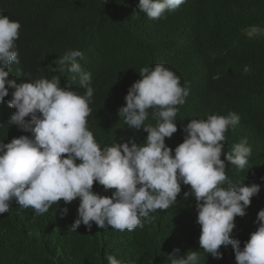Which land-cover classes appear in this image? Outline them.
Segmentation results:
<instances>
[{"label": "trees", "instance_id": "1", "mask_svg": "<svg viewBox=\"0 0 264 264\" xmlns=\"http://www.w3.org/2000/svg\"><path fill=\"white\" fill-rule=\"evenodd\" d=\"M138 4L139 0H0V13L21 24L16 41L19 63L11 65L10 78L20 82L57 75L62 87L70 82L83 95L77 74L52 71L55 60L67 50L82 51L78 62L91 73L94 88L88 127L101 146L145 140L143 128L125 125L118 109L146 66L163 64L190 88L185 103L178 106L177 132L166 138L173 150L183 142L182 129L191 119L238 114L240 122L227 131L223 151L226 154L247 137L252 154L244 170L227 162L226 174L248 186H261L246 215L235 218L231 235L243 248L264 209V0H186L160 19L134 14L140 11ZM254 29L258 32L251 36ZM245 65L251 68L248 74ZM12 91L0 103L4 143L31 135L8 122L16 111L7 104ZM144 123L155 121L149 116ZM181 188L177 204L152 213L154 219L143 228L123 232L94 222L90 231L81 225L73 232L78 198L70 204H53L42 216H35L31 208L19 210L13 201L10 211L0 214V264H108L107 255L124 264H170L168 255L175 249L177 257L199 251L200 264H236L231 245L221 246L222 259L200 249L196 201L184 197L190 185ZM93 190L106 196L114 191L106 192L95 182ZM64 207L69 209L66 216L61 214Z\"/></svg>", "mask_w": 264, "mask_h": 264}, {"label": "clouds", "instance_id": "2", "mask_svg": "<svg viewBox=\"0 0 264 264\" xmlns=\"http://www.w3.org/2000/svg\"><path fill=\"white\" fill-rule=\"evenodd\" d=\"M185 2L139 0L140 11L134 14L160 19ZM20 28L19 21L0 13V103L13 89L7 104L16 111L8 122L31 134L9 143L0 141V214L8 213L15 201L19 210L31 208L35 216H42L53 204H70L78 198V215L70 226L73 232L81 225L90 231L93 222L103 229L133 231L150 223L152 213L177 204L181 186L190 185L184 197L192 196L196 201L200 249L222 259L221 246L231 245L236 264H264V209L259 210L258 226L243 248L231 235L235 218L246 215L251 198L261 190L258 184L248 186L226 174L227 162L244 170L252 154L247 137L226 154L223 151L227 131L240 122L238 114L191 119L182 129L183 142L173 150L166 138L177 132L178 106L185 103L190 88L181 85L180 77L165 65L146 66L139 71L141 78L128 89L125 105L118 109L125 125L143 128L145 140L101 146L88 127L94 88L91 73L78 62L84 53L69 49L52 68L60 74H77L78 91L83 95L74 91L70 82L62 87L57 75L18 82L10 78V67L19 63L16 41ZM250 72V66L245 65L244 73ZM149 116L154 125L144 123ZM94 182L106 192L114 190L111 196L95 192ZM68 211L62 208V216ZM178 251L168 255L170 264H200L199 251L177 257ZM106 259L108 264H124L114 255Z\"/></svg>", "mask_w": 264, "mask_h": 264}, {"label": "rangeland", "instance_id": "3", "mask_svg": "<svg viewBox=\"0 0 264 264\" xmlns=\"http://www.w3.org/2000/svg\"><path fill=\"white\" fill-rule=\"evenodd\" d=\"M257 33V31H251L250 35L252 36L253 34Z\"/></svg>", "mask_w": 264, "mask_h": 264}]
</instances>
